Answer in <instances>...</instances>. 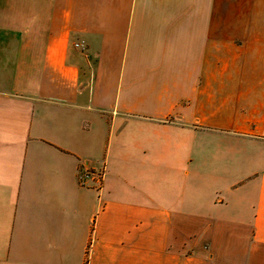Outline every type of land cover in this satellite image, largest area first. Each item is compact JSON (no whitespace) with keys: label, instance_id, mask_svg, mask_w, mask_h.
Wrapping results in <instances>:
<instances>
[{"label":"crops","instance_id":"1","mask_svg":"<svg viewBox=\"0 0 264 264\" xmlns=\"http://www.w3.org/2000/svg\"><path fill=\"white\" fill-rule=\"evenodd\" d=\"M0 264H264V0H0Z\"/></svg>","mask_w":264,"mask_h":264},{"label":"built area","instance_id":"2","mask_svg":"<svg viewBox=\"0 0 264 264\" xmlns=\"http://www.w3.org/2000/svg\"><path fill=\"white\" fill-rule=\"evenodd\" d=\"M75 46H76V47H80L81 45H80V44H76Z\"/></svg>","mask_w":264,"mask_h":264}]
</instances>
